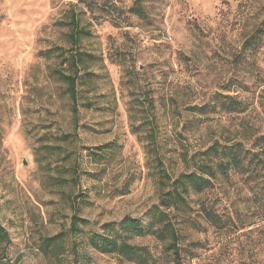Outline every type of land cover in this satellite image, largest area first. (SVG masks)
Returning a JSON list of instances; mask_svg holds the SVG:
<instances>
[{
	"label": "rangeland",
	"instance_id": "1",
	"mask_svg": "<svg viewBox=\"0 0 264 264\" xmlns=\"http://www.w3.org/2000/svg\"><path fill=\"white\" fill-rule=\"evenodd\" d=\"M256 5L0 0V222L10 237L0 243V264H141L107 249L104 236L114 235L126 216L148 222L159 201L160 168L179 173L183 146L237 135L236 121L185 131L170 104L186 102L188 81L197 92L194 102L223 91L231 54L259 21ZM74 19L77 34L71 31ZM76 50L87 84L73 105L53 70L69 67ZM257 65L262 80L249 83L255 104L246 120L264 131V44ZM230 94L248 96L238 85ZM152 96L161 103L155 111L157 143L150 145L147 126L133 130L129 108L134 99ZM153 147L164 165L150 153ZM252 228L226 235L193 230L198 256L182 263L152 234L129 242L144 249V264H253L247 245L256 243Z\"/></svg>",
	"mask_w": 264,
	"mask_h": 264
},
{
	"label": "trees",
	"instance_id": "2",
	"mask_svg": "<svg viewBox=\"0 0 264 264\" xmlns=\"http://www.w3.org/2000/svg\"><path fill=\"white\" fill-rule=\"evenodd\" d=\"M255 10V17L259 21L251 30L242 34L241 47L231 54L230 75L220 85L223 91L216 90L206 94L200 102H194L198 99L197 92L188 81L186 102L180 105L178 102L170 104L172 118H181L182 129L185 131L188 129V132H197L213 123L236 121L234 125L237 135L212 137L194 149L183 146L179 150L182 165L179 173L168 172L165 167L160 168L159 201L151 207L148 222L143 223L139 218L126 216L114 235L104 236L107 249H116L130 258L136 257L137 261L144 264V249L133 245L129 240L152 234L163 243L164 250L177 263H182L185 257L192 260L198 256L196 245L199 239L191 237L193 230L203 233L212 229L218 235H226L253 227L256 243L253 240L247 243L249 255L253 258V264H264V131L259 124L246 120L255 104L254 98L248 95L251 89L249 83L251 79L254 82L262 80L257 59L264 44V0H257ZM70 25L72 34H77L79 22L76 20ZM81 53L76 50L70 56L69 67H56L53 70L66 84L65 91L73 105L78 101L80 86L87 84L84 74L81 75L79 71ZM254 71L259 76L254 75ZM234 85H238L248 95L246 99L230 94ZM153 98L149 97L143 102L134 99L129 108L133 130L139 133L143 126H147L144 140L150 145L157 143L155 111L157 104L161 103H154ZM148 108L153 118H149ZM138 112L145 117L139 118ZM137 120L141 122L135 124ZM153 148L150 153L155 161L160 166L164 165L162 154L157 148ZM76 225L74 220L75 231ZM9 241V233L0 222V243L7 244Z\"/></svg>",
	"mask_w": 264,
	"mask_h": 264
}]
</instances>
